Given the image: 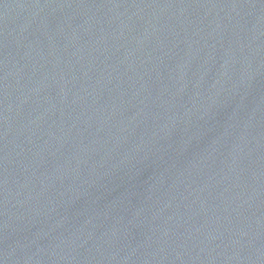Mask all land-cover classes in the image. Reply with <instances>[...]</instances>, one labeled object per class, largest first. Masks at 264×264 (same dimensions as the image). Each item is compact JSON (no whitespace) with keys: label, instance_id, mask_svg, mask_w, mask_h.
<instances>
[{"label":"water","instance_id":"95a60500","mask_svg":"<svg viewBox=\"0 0 264 264\" xmlns=\"http://www.w3.org/2000/svg\"><path fill=\"white\" fill-rule=\"evenodd\" d=\"M0 264H264V0H0Z\"/></svg>","mask_w":264,"mask_h":264}]
</instances>
